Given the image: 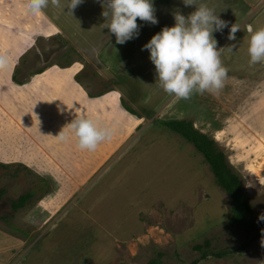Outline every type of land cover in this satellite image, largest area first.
I'll return each instance as SVG.
<instances>
[{"label": "rangeland", "instance_id": "obj_1", "mask_svg": "<svg viewBox=\"0 0 264 264\" xmlns=\"http://www.w3.org/2000/svg\"><path fill=\"white\" fill-rule=\"evenodd\" d=\"M82 3L84 13L73 23L67 0H61L54 17L65 35L54 36L58 31L51 25L52 33L35 36L33 48L22 49L15 60L9 51L17 53L22 35L17 32L12 37L0 22V51L15 65L10 81L12 68L0 63V157L11 149L20 155L0 164V264H151L154 260L160 264H264V233L258 231L264 226V63H249L245 31L248 24L264 27V0H196L228 22V27L212 34L217 50L223 49L220 59L228 72L217 94L193 93L187 100L158 87L154 65L143 46L162 28L174 26V12L187 16L193 7H186L183 0H152L158 23L138 19V36L119 45L105 27L104 0ZM46 10L52 14L48 6ZM234 24L240 31L230 41L227 37ZM233 44L229 51L226 47ZM52 67L62 72L81 70L75 80L84 83L96 94V104L105 107H97L98 115L86 118L111 135L95 151H87L78 148L70 133L65 143L79 153H67L69 159H54L55 152L41 153L33 160L23 140L20 149L15 147L10 124L18 121L29 128L34 123L28 116L20 117L19 108L13 111L17 115L9 110L18 106L15 95L27 101L33 97L37 105L52 108L66 119L67 111L54 101L59 95L54 86L64 89L65 95L70 91L61 82L63 73L50 71ZM47 68L31 81L34 87L15 84L26 83ZM70 94L81 97L77 90ZM58 120L57 116L51 120L47 140H57L56 124L62 125ZM168 120L191 121L225 154L249 199L255 230L246 233L228 226L230 198L216 185L193 145L158 124ZM19 123L15 126L20 130ZM27 193L31 199L15 211L12 203ZM205 241L210 246L208 256L202 258L193 247ZM217 252L224 256L216 258Z\"/></svg>", "mask_w": 264, "mask_h": 264}, {"label": "clouds", "instance_id": "obj_2", "mask_svg": "<svg viewBox=\"0 0 264 264\" xmlns=\"http://www.w3.org/2000/svg\"><path fill=\"white\" fill-rule=\"evenodd\" d=\"M82 2L67 0V9L71 13ZM183 3L194 11L187 16L174 12V26L162 28L143 48L149 52L154 65L156 83L165 93L185 100L193 93L215 95L224 87L228 69L220 59L223 49L217 50L212 34L228 27V22L221 20L206 4L197 5L196 0H183ZM48 4L49 0H24V7L32 14L43 15ZM51 4L60 7L61 0H51ZM104 9L105 27L119 45L138 36V19L153 25L158 23L152 0H104ZM238 31L240 28L232 25L227 39L235 41ZM245 31L249 38V63H264V27L254 28L248 24ZM235 46L226 48L232 51ZM0 63H3L2 58ZM64 129L70 130L80 150L87 151H95L111 135L110 130L83 115L73 119ZM63 130L58 135L60 139L65 138Z\"/></svg>", "mask_w": 264, "mask_h": 264}, {"label": "crops", "instance_id": "obj_3", "mask_svg": "<svg viewBox=\"0 0 264 264\" xmlns=\"http://www.w3.org/2000/svg\"><path fill=\"white\" fill-rule=\"evenodd\" d=\"M66 1V0H65ZM0 22L1 25L6 28V30L8 31V33L10 35H12V37L17 36L18 34H16L17 32H20V30H18L20 27H24V24H28V25H32L34 24V22H36L35 18L36 15L32 14L30 12L27 11L26 14H21L22 18L17 20V18H19L20 14L18 13V7L17 5H14L12 2H10L9 0H0ZM48 7L51 9V13L49 14V12L45 9H43V15H42V19L41 20V24L46 28L48 25H52L54 26L58 33L55 34L54 36L58 35H65V32L63 30L62 25L58 26L57 23L55 21L56 18L54 17V12L58 11V7L53 6L51 4V0H49V4ZM6 12H10L11 14H9V17L6 18ZM25 12V11H24ZM77 13V15H76ZM81 13H84L83 11V3H81L78 7H76L74 10H72L71 14H73V17L75 16L74 19L71 20V22L76 23V16L80 15ZM66 17V16H63ZM32 18V19H31ZM64 23L66 22V19L64 18ZM43 27V28H44ZM52 28V27H51ZM81 28V27H80ZM87 28V27H86ZM85 28V29H86ZM80 30V29H79ZM78 31V30H75ZM34 32V31H33ZM40 36V35H39ZM38 36V37H39ZM53 36V37H54ZM42 38L44 39H48L42 36ZM52 38V37H49ZM24 45V43H22ZM34 45V44H33ZM33 45L31 47H27L26 51H29L31 48H33ZM9 53L13 54V51H9ZM22 50L20 52H18V58L21 57L22 55ZM15 65H13L11 72L9 73V80L12 81L14 79H12V72L14 70ZM72 68V66L70 67ZM67 68V69H70ZM66 72H62V70L56 68V67H52L49 68L50 71L55 70L57 72H62L65 77H64V83H67V87H73V85H76L77 87L82 88L84 91V95L88 98L92 97V99L94 100L95 104L93 108H87V107H81L83 105L82 101H79L77 98L75 99V97L68 93L66 95H64V93L62 92L60 95H58V100L61 99V103L60 104V108L64 111L67 110V118L66 120H62L59 113H57L55 110H53L52 108H44V106L42 105H37L38 102H36V100L32 97L31 101H27L26 99H23L22 97H20L19 95H13L14 99H16V102L18 103V106L16 105V109L19 108V112H20V117H22L23 115L28 116L29 119H31V121L34 123V126H30L28 128V126L26 124H22L21 122L19 123L18 121L15 122L19 123L20 125V130H15V126L12 124L11 125V130L12 132H14V135L12 136L14 139V144L15 147L17 148L18 144L23 140V145L26 146L28 148V150L26 152H28V158L33 159V160H38L39 157L43 156L41 155V153H44V155L46 153H52L55 152V156L53 157L54 159H62V158H66L69 159V157H66L69 153H73L75 152L76 154L79 153V149L78 148H74L73 150H70L68 147V143L66 144L65 141L67 140L68 136L65 137V139H60L59 136L57 137V140L54 142L52 140H47L45 138V135L48 134V132L50 131L51 128H53V125H50L52 123V119L57 116L59 117L58 122L61 123L62 125H60V128L58 127V125L56 124L57 128L55 130V132L57 134H60L61 131L72 122L73 119H75L76 117H79L81 115H83L84 117H91V111L93 110L94 112H96L97 107H100L101 109L104 107L101 104H96V94H91V92L88 90V88L86 87V85L80 84L81 82L76 81L75 77L81 72V70L77 71V72H71L70 70H68ZM48 70L45 69L44 71L42 70L40 73H35L30 77V81L20 84V83H15L17 86L19 87H23L24 89L27 88L28 85H31V83L35 80L36 77L41 76L42 74H44L46 71ZM1 73V72H0ZM72 74V75H71ZM71 75V76H68ZM32 81V82H31ZM2 86L1 88H6V83H1ZM54 84H58V82H55ZM25 91V90H22ZM111 93V92H109ZM105 94V93H104ZM7 95H12L7 93L5 96ZM64 96L69 100V102L67 103H63V98ZM10 98V97H8ZM37 98V97H36ZM4 99V98H2ZM66 104L70 105L69 107H66ZM101 105V106H99ZM113 107L115 108L116 105H113ZM105 108V107H104ZM107 111V110H105ZM86 114V115H84ZM19 118V116H18ZM14 119H16V117H14ZM16 121V120H15ZM14 122V121H13ZM64 136L70 134V130L68 129H64ZM4 136V135H3ZM49 141V142H48ZM18 149L19 146H18ZM14 149H11L9 152H6L5 154L1 155L0 157V164H8L7 161L8 159L10 160V158H20L19 155V151L15 152L13 151ZM12 152V153H11ZM9 153V155H8ZM11 153V154H10ZM69 153V154H71ZM66 154V155H64ZM84 154L83 152H81L80 156L83 157ZM79 158L80 156L77 155ZM4 160V161H3ZM20 162V160H19ZM10 163H14V162H10ZM14 250V249H12ZM9 252L6 251L5 254ZM8 255V254H6Z\"/></svg>", "mask_w": 264, "mask_h": 264}, {"label": "trees", "instance_id": "obj_4", "mask_svg": "<svg viewBox=\"0 0 264 264\" xmlns=\"http://www.w3.org/2000/svg\"><path fill=\"white\" fill-rule=\"evenodd\" d=\"M14 5H17L18 7V13L20 14L19 18L17 20L21 19V14H26L27 10L24 7V0H9ZM1 3V2H0ZM2 4V3H1ZM25 11V12H24ZM6 18L9 17L10 12H6ZM36 15V14H35ZM36 22L32 25L24 24V27H20L18 30H20L19 36L22 35V41L18 44H16L15 51L16 54H12V59L15 60L18 58L19 54L22 49H25L27 47H30L32 39L35 36H41L50 34L53 32V29L50 25H48L46 28L41 24V19L37 17L35 18ZM44 27V28H43ZM6 30V28H4ZM7 31V30H6ZM34 31V32H33ZM22 32V33H21ZM24 43V45L22 44ZM8 49H13L14 47H9ZM0 55L3 57L4 65L7 63V66H10L12 68L13 60L10 58V56L4 53H1ZM6 61V62H5ZM61 76L65 77L64 74ZM71 76V75H69ZM62 79V78H61ZM56 81H52L53 84ZM63 82V85L66 86L67 89H69L70 93H73L74 90H77L80 94V98L83 102V105L81 107H87V108H93L94 106V100L92 98H88L84 95V93L81 91L80 87H77L76 85H73V87H67V83H64V79L61 80ZM34 83H31L29 85L30 87H34ZM57 85V84H56ZM61 86V85H60ZM59 86H54L55 92L57 94H61L64 89H60ZM62 87V86H61ZM33 90V88H31ZM53 94V92L51 93ZM34 95V94H33ZM65 95V94H64ZM77 94L74 96L76 99ZM43 97V96H41ZM65 97V96H64ZM39 98V95H38ZM64 99V98H63ZM54 100V99H53ZM70 99L66 98L63 103L69 102ZM59 106L61 103L60 100H54ZM51 107H54L53 105H50ZM70 105L66 104V107H69ZM9 112L14 114L13 111H16V107L10 106ZM127 110L130 112H133L130 108L126 107ZM67 111V110H66ZM1 112V111H0ZM92 114H97L93 110L91 111ZM14 115H17L15 112ZM86 115V114H84ZM98 115V114H97ZM66 120V119H64ZM10 121V120H9ZM11 122V121H10ZM12 123V122H11ZM158 124H160L162 127L168 129L169 131L179 135L182 137L185 141L192 144L195 150L200 153L204 159V161L207 163V165L210 168V171L212 173V176L214 177L216 185L226 193V195L231 200V208H230V220H229V227H238L243 229L246 233L251 232L252 230L256 229V222L253 219V212L251 209V205L249 203V199L243 190L241 180L239 176L232 171V169L228 166L226 162L225 154L217 147L216 143L207 135L200 133L196 129H194L193 124L191 121H184V120H168V121H159ZM15 126V124H13ZM15 130H19L15 126ZM32 197L31 193H27L25 195H22L16 202L12 203V208L16 211L22 207H24L25 203L29 201ZM260 234L264 233V226H261ZM210 243L209 241H205L203 245H197L194 248V250L198 251L202 258H206L208 256V252H206L207 248H209ZM246 244L243 246V248H246ZM211 255H214L211 253ZM162 256V254H158V257ZM216 258H222L224 256V252H217L214 255ZM197 262H194L192 264H196ZM151 264H160L159 261H152Z\"/></svg>", "mask_w": 264, "mask_h": 264}]
</instances>
